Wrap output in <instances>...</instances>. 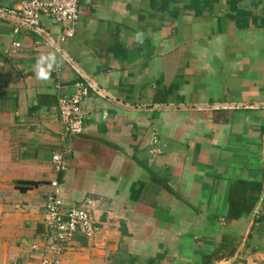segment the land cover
Returning a JSON list of instances; mask_svg holds the SVG:
<instances>
[{
	"label": "crops",
	"instance_id": "0c3cea01",
	"mask_svg": "<svg viewBox=\"0 0 264 264\" xmlns=\"http://www.w3.org/2000/svg\"><path fill=\"white\" fill-rule=\"evenodd\" d=\"M60 35L0 19V264L40 263L54 179L100 227L60 264H264V0H80L74 36L49 45ZM81 75L97 90L63 137L57 99Z\"/></svg>",
	"mask_w": 264,
	"mask_h": 264
},
{
	"label": "built area",
	"instance_id": "2783aa9c",
	"mask_svg": "<svg viewBox=\"0 0 264 264\" xmlns=\"http://www.w3.org/2000/svg\"><path fill=\"white\" fill-rule=\"evenodd\" d=\"M80 0H17L13 8H0V19L15 28L39 31L43 20L59 26V43L48 37L49 45L56 49L59 44L71 39L75 34V24L79 19ZM20 48L14 43L9 54ZM72 92L57 99V116L62 125L63 137L79 136L83 133V101L89 90H97L96 85L81 75V79L72 84ZM50 161L56 175L67 170L65 153L61 150L50 152ZM51 192L46 196L44 209L45 232L42 235L39 264H60L68 244L76 236L94 238L100 227L86 206L65 207L61 197V185L58 179L50 182Z\"/></svg>",
	"mask_w": 264,
	"mask_h": 264
},
{
	"label": "clouds",
	"instance_id": "9594fccd",
	"mask_svg": "<svg viewBox=\"0 0 264 264\" xmlns=\"http://www.w3.org/2000/svg\"><path fill=\"white\" fill-rule=\"evenodd\" d=\"M133 39L142 44L144 42V33H135ZM59 63L60 60H58L55 54L40 56L34 65V71L36 73L37 79L42 81L49 80L51 78V73L56 67L59 66Z\"/></svg>",
	"mask_w": 264,
	"mask_h": 264
},
{
	"label": "trees",
	"instance_id": "16d2710c",
	"mask_svg": "<svg viewBox=\"0 0 264 264\" xmlns=\"http://www.w3.org/2000/svg\"><path fill=\"white\" fill-rule=\"evenodd\" d=\"M19 184H21V183H17V185H19ZM26 184H27L28 187H33V186H34V183H26ZM21 190L23 191L24 189H21ZM241 207H242V205L237 206V211H238V213L242 211V210H241ZM242 208H243V210L246 209L247 211H250V209L253 208V205H251V206L248 207V208H244V207H242Z\"/></svg>",
	"mask_w": 264,
	"mask_h": 264
}]
</instances>
